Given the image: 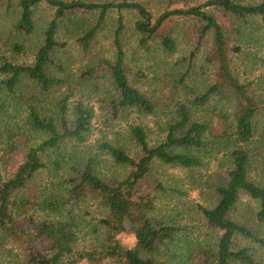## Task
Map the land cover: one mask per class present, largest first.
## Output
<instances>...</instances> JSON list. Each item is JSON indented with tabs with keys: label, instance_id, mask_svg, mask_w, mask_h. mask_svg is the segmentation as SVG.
Here are the masks:
<instances>
[{
	"label": "rangeland",
	"instance_id": "1",
	"mask_svg": "<svg viewBox=\"0 0 264 264\" xmlns=\"http://www.w3.org/2000/svg\"><path fill=\"white\" fill-rule=\"evenodd\" d=\"M18 1L0 2V167L5 177L11 176L24 153L14 150L15 147L35 145L46 137L27 123L29 107H33L40 116L54 118L55 122L58 118L57 103L64 97L66 119L69 122L73 119L72 110L77 103L92 109L91 132L86 140L78 143L66 139L59 150H49L42 155L45 167L18 195L23 196V200H29L30 204L23 207L18 206L19 203L16 205V210L23 212L21 217L30 216L36 221L54 218L75 220L78 223L76 251L80 253L93 248L101 237L97 220L102 210L98 200L95 197H82L76 201L63 199L61 202L64 207L59 215L50 209L41 208L40 198L44 195L53 197L59 193L64 195V179L74 175L71 166L81 159H95L98 163L96 173L101 178L123 179L128 169L114 164L98 149V144L103 140L107 141L134 157L138 154V148L129 137L130 125L144 128L150 146L161 144L165 139L166 126L175 115L176 105L191 101L214 82L215 63L206 59L211 49V32L201 41L192 60L186 59L188 53L195 49L197 38L194 27L199 24V20L194 17H171L144 44L141 41L146 36L136 28L144 23L152 27L157 18L169 9H186L205 0H88L95 3H136L145 9L148 18L135 10L107 11L85 51L78 39L97 24L99 11H77L66 15L58 21L55 37L60 45L51 57L48 71L50 78L57 82L48 89H42L37 83L22 76L14 92L9 93L4 84L9 74L3 73L2 66L9 63L27 66L33 62L42 43L43 32L53 19L55 11L45 1L38 2L33 8V32L24 34L14 26L20 14ZM233 1L246 5L260 0ZM205 10L215 16L225 31L232 75L248 86V94L254 100L264 103V25L259 17L248 16L238 20L223 15L217 8ZM118 17L122 18L123 29L119 38L125 54L127 78L132 86L144 92L152 102L154 109L151 114L141 115L133 110H125L114 116L108 107L112 88L105 71L97 62L113 57V39ZM160 34L167 35L173 41L174 50L171 53L162 49ZM236 48L239 51H234ZM185 73L187 74L182 79ZM206 107L204 115H208L211 110L231 114L233 100L227 92L221 91L211 97ZM255 125L252 143L247 145L250 154L247 174L252 182L264 187V109L255 119ZM221 128L218 127L216 135L221 133ZM224 146L222 141L218 152L195 153L202 161V165L197 168L185 169L160 162L151 165L143 185L148 187L147 190L154 197L151 215L166 225L180 228L174 241L161 247L157 257L161 264H194L200 258L199 251L216 247L218 233L207 225L198 207L211 208L216 204L214 187L225 181L226 169L229 167L226 160L227 149ZM210 148L211 144L208 145V150ZM55 162L62 166L61 171L55 167ZM153 184H160L166 189L155 190ZM256 210L257 203L240 193L230 217L264 236V224H257L255 221ZM237 244L248 247L253 260L264 264V248L243 238L237 239ZM0 250L1 261L5 264L22 263L21 245L0 239ZM189 255H192V261H187L186 257Z\"/></svg>",
	"mask_w": 264,
	"mask_h": 264
},
{
	"label": "trees",
	"instance_id": "2",
	"mask_svg": "<svg viewBox=\"0 0 264 264\" xmlns=\"http://www.w3.org/2000/svg\"><path fill=\"white\" fill-rule=\"evenodd\" d=\"M6 1L9 3L11 0ZM40 1L42 0L18 1L20 14L14 25L17 31L24 34L33 32V8ZM43 1L55 11L53 19L43 32L42 43L34 55L33 62L27 66L10 63L2 66L3 73L9 74L4 81L9 93L14 92L22 76L37 83L42 89H48L57 82L50 78L48 71L52 62L51 57L60 45L55 37L58 21L66 15L77 11L85 13L99 11L97 24L86 30L78 39L79 45L85 51L88 50L107 11L135 10L144 18H148L145 9L136 3ZM210 7L217 8L223 15L238 20L248 16L259 17L264 25V0L246 5L233 0H205L190 8H174L163 12L152 27L146 23L137 25V30L146 36L141 41L144 44L152 38L155 30L171 17H194L199 20V24L194 27L196 46L194 51L188 53L186 59L192 60L201 41L211 32V49L206 59L215 63L214 82L191 101L176 105L175 115L166 126L165 139L161 144L150 146L144 128L139 125L129 126V137L138 148V154L134 157L107 141L103 140L98 144V149L114 164L128 169L123 179L101 178L96 173L98 163L95 159H81L71 166L74 175L64 179L66 184L64 195L59 193L53 197L44 195L40 198L41 208L50 209L60 215L64 207L61 200L76 201L82 197H95L102 210L97 220L101 237L91 249L80 253L76 251L78 223L75 220L54 218L36 221L30 216L21 217L23 212L16 210V205L19 203L18 206L23 207L30 204L29 200H23V196L18 195L45 167L42 155L49 150H59L66 139L78 143L86 140L91 132L92 109L77 103L72 110L73 119L69 122L66 119L64 97L57 103L58 118L55 122L52 117L40 116L33 107L28 108L27 123L46 137L35 145L15 147L14 150L18 149L24 153L11 176L5 177L0 167V239L21 245V264H161L157 258L161 247L174 241L180 228L166 225L151 215L154 197L149 189L147 190L148 187L143 186L151 165L160 162L185 169L200 167L202 161L194 154L200 151L218 152L222 141L225 143L224 148L227 149L226 160L229 166L226 169L225 181L214 187L216 204L211 208L198 207L207 225L218 233V239L214 249L208 247L199 251L200 258L194 264H258L248 253V247H240L237 239L243 238L264 248V236L248 228L246 224L234 221L230 214L234 210L239 194L244 193L257 203L255 221L257 224H264V187L252 182L247 174L250 163L247 145L252 143L256 130L255 119L264 109V103L254 100L248 94V86L240 83L232 75L226 34L215 16L205 10ZM116 24L113 57L97 62L105 71L112 88L108 107L114 116L125 110H133L141 115L151 114L154 109L152 102L144 92L132 86L127 78L125 54L119 38L123 29L121 17L117 18ZM159 37L162 49L171 53L174 50L173 41L164 34H160ZM236 50L239 51L238 48L234 49ZM186 74H183L182 79ZM221 91L227 92L233 100L231 114L222 110H211L208 115H204L211 97ZM218 127L222 131L216 135ZM209 144L211 148L208 150ZM55 167L62 170L58 162H55ZM154 188L160 191L166 189L160 184H156ZM1 258L0 250V264H5ZM186 259L192 261V255Z\"/></svg>",
	"mask_w": 264,
	"mask_h": 264
}]
</instances>
